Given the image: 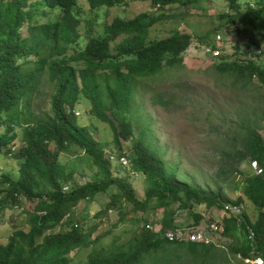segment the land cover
I'll return each instance as SVG.
<instances>
[{"label":"trees","instance_id":"obj_1","mask_svg":"<svg viewBox=\"0 0 264 264\" xmlns=\"http://www.w3.org/2000/svg\"><path fill=\"white\" fill-rule=\"evenodd\" d=\"M193 1L198 0H86L91 11L149 2L159 14L114 18L103 25L102 34L90 36L83 48H77L83 12L78 0H0V156H13L18 171L15 180L0 176V212L8 207L23 210V199L35 201L32 210H24L28 230L16 228L7 243L0 244V264H69V254L74 252L81 258L88 249L80 264H192L198 260L204 264L216 249L213 243L169 242L163 236L164 231L178 227L175 204L179 208L192 204L224 208V202L219 191L204 192L180 183L176 171L166 170L144 134L133 138L129 120L137 87L165 69L181 67L182 55L192 43L191 35L177 31L152 39L150 29L171 18L163 14L166 8ZM240 1L224 0L227 9L234 12L228 15L225 10L221 15L224 26L236 24L234 37L241 35L248 49L258 48L264 40V1L248 0L244 6ZM251 2L255 7H249ZM56 10L58 19L39 21ZM24 27L26 35H22ZM70 50L73 53L68 55ZM248 57L239 61L222 55L213 60L217 61L214 69L236 81L256 79L264 88V68ZM43 78L52 86L51 116L44 118L31 112ZM82 100L89 103L91 116L109 126L117 156H123L121 144L129 143L135 156L130 159L131 169L149 182L144 200L135 197L129 183L112 177L111 153L105 154L89 129L78 125L75 109ZM17 129L22 132L21 145L10 154ZM243 130L236 159L263 166V137L255 127ZM71 147L84 152L102 180L77 185L75 171L60 162L61 153ZM239 182V196L233 205L247 200L256 208L257 217L251 222L244 213L239 220L226 215L219 221L220 233L238 239L229 247L230 254L242 261L254 257L264 260V176L252 173ZM64 185L70 186L66 193ZM111 186L117 188L118 195L110 206L119 210L122 205L117 206L118 202L129 206L133 219L138 213L160 210V231L149 230L142 218L140 233L125 244L103 247L97 245L98 237L91 240L100 223L87 227V223L75 221L74 210L81 201H92ZM192 216L198 226L202 215ZM247 227L254 231L253 242L248 240Z\"/></svg>","mask_w":264,"mask_h":264},{"label":"rangeland","instance_id":"obj_2","mask_svg":"<svg viewBox=\"0 0 264 264\" xmlns=\"http://www.w3.org/2000/svg\"><path fill=\"white\" fill-rule=\"evenodd\" d=\"M240 2L244 6L248 0ZM78 3L83 12L77 48H83L90 36L102 34L103 25L112 22L114 18L128 20L145 12L159 14L149 2L129 3L125 7L111 9L102 7L95 11L89 9L86 0H78ZM226 9L224 0H198L163 10V14L171 18L156 23L150 29V37L162 39L177 31L191 35L192 43L182 55L181 67L165 69L161 75L146 79L137 87L135 100L130 107L133 138L144 134L146 142L157 151L167 171H176L180 183L198 187L204 192L219 191L222 196L224 208H206L205 205L193 204L179 208V204H175V221L179 229L197 226L192 213L202 215L203 219L198 224L202 229L208 225L207 220L210 218L221 221L226 215H231L225 207H231L239 196L237 183L244 175L253 173L248 160L239 162L236 159L235 151L239 149L243 128L255 127L264 139V88L256 79L243 82L219 74L214 69L217 61L214 63L205 53V48L213 43L219 27H226L225 19L221 18ZM57 15L56 10L39 21L55 20L59 17ZM26 34L24 27L22 35ZM234 36L233 33L225 36L223 55L227 59L239 61L249 55V59L264 68V40H261V46L258 47L261 48V54L257 55V47L248 49L241 35L236 38ZM72 53L73 50H70L68 55ZM51 94L52 86L43 78L40 93L32 99L31 112L38 117H50ZM88 109L89 103L86 100L77 105L75 111L79 113L76 117L78 125L89 129L105 154L109 152L117 156L119 151L109 126L91 116ZM16 132L17 139L12 147L18 151L22 132L20 129ZM121 147L123 156L129 160L135 157L129 143L123 142ZM60 162L75 171L77 185L103 178L97 167L77 147L61 153ZM111 173L113 178L129 183L137 199H145L149 189L145 175L135 172L131 166L123 169L115 162H111ZM4 174L13 180L17 179V163L13 156H0V176ZM117 195V188L111 186L106 192L97 194L92 201H81L74 210L75 221L87 223V227L100 223L90 238L93 240L98 237V246L125 244L140 233V225L144 224L142 218L155 231H160L161 226L157 222L161 220L160 210L156 213L149 210L144 215L138 213V217H135L137 219H133L129 206L119 202L117 206L122 205L120 210L110 206ZM34 204L35 201L23 199V210L8 207L0 212L1 245L7 243L16 228L28 230L24 210H32ZM241 205L242 213L253 222L257 217L256 208L247 200ZM154 220L156 224H153ZM206 234L216 249L211 251L204 264H244L239 256L229 252L231 244L238 243V239L234 236L225 237L221 233L210 234L206 231ZM88 251L85 250L81 258L74 256V252L69 254V264H80ZM195 263L200 264L201 260L192 264Z\"/></svg>","mask_w":264,"mask_h":264},{"label":"built area","instance_id":"obj_3","mask_svg":"<svg viewBox=\"0 0 264 264\" xmlns=\"http://www.w3.org/2000/svg\"><path fill=\"white\" fill-rule=\"evenodd\" d=\"M199 1H204V0H199ZM264 1V0H258ZM250 8L255 7V2H251L249 4ZM226 13L228 15H233L234 12L232 10L226 9ZM237 26L236 24H229L227 25L223 30L218 31L214 34L213 37V43L210 45H207V48H205V53L207 55V58L210 60L219 59L222 57L224 53V41H225V36L227 34H232L236 31ZM258 53L261 52V50L256 51ZM79 113L76 112L75 115H78ZM13 146V145H12ZM10 149V154H13L17 152V149L15 147H12ZM110 161L113 163L115 162L118 166H120L123 169H129L131 166V162L128 158L125 156H115L110 154L109 155ZM250 167L255 175H262L264 176V165L259 166L257 162L255 161H250L249 162ZM63 192H68L70 190L69 185H64L62 187ZM231 216L238 218L241 217L242 214V205H232L231 207H225ZM111 212V211H110ZM149 230H154V228L150 225L147 226ZM222 229L221 222L217 221L216 219L210 218V221L208 222V225L205 226V228H200L199 226L192 227L189 229H168L163 232V236L169 241V242H189V243H211L209 240V236L206 234V231H208L210 234H215V233H220ZM248 231V240L254 241V231L250 228L247 227ZM244 264H264V260L259 257H254V258H248L243 260Z\"/></svg>","mask_w":264,"mask_h":264}]
</instances>
